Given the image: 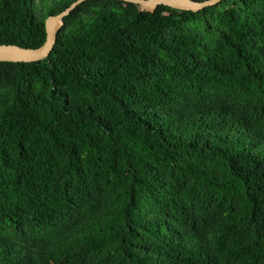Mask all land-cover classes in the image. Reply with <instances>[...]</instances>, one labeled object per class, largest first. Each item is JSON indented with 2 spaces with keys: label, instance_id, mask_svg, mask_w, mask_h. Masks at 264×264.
Returning <instances> with one entry per match:
<instances>
[{
  "label": "trees",
  "instance_id": "trees-1",
  "mask_svg": "<svg viewBox=\"0 0 264 264\" xmlns=\"http://www.w3.org/2000/svg\"><path fill=\"white\" fill-rule=\"evenodd\" d=\"M75 1L0 0V45ZM230 1L85 0L0 61V264H264V0Z\"/></svg>",
  "mask_w": 264,
  "mask_h": 264
},
{
  "label": "water",
  "instance_id": "water-1",
  "mask_svg": "<svg viewBox=\"0 0 264 264\" xmlns=\"http://www.w3.org/2000/svg\"><path fill=\"white\" fill-rule=\"evenodd\" d=\"M85 0H77L58 15H51L45 20L46 40L38 48H24L16 45H0V61L9 62H33L47 58L56 43L57 34L63 24V18L67 16L77 5ZM139 4L145 11L153 12L159 4H166L165 0H124ZM180 6L169 5L181 9L199 11L204 7L212 5L220 0H178Z\"/></svg>",
  "mask_w": 264,
  "mask_h": 264
},
{
  "label": "bare ground",
  "instance_id": "bare-ground-1",
  "mask_svg": "<svg viewBox=\"0 0 264 264\" xmlns=\"http://www.w3.org/2000/svg\"><path fill=\"white\" fill-rule=\"evenodd\" d=\"M164 2L168 5L180 6V2L178 0H165Z\"/></svg>",
  "mask_w": 264,
  "mask_h": 264
},
{
  "label": "rangeland",
  "instance_id": "rangeland-1",
  "mask_svg": "<svg viewBox=\"0 0 264 264\" xmlns=\"http://www.w3.org/2000/svg\"><path fill=\"white\" fill-rule=\"evenodd\" d=\"M230 2H233V0H231ZM200 34H202L207 41H210V39L212 37V35L210 33H206L204 31H200Z\"/></svg>",
  "mask_w": 264,
  "mask_h": 264
}]
</instances>
